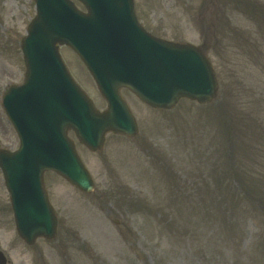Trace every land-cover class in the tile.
Masks as SVG:
<instances>
[{"label": "rangeland", "instance_id": "374dc122", "mask_svg": "<svg viewBox=\"0 0 264 264\" xmlns=\"http://www.w3.org/2000/svg\"><path fill=\"white\" fill-rule=\"evenodd\" d=\"M135 1L153 34L205 46L217 97L157 111L124 91L139 134H110L98 153L78 145L94 193L46 175L61 221L51 243L29 247L20 239L0 169V248L13 264H86L84 240L104 264H264V0ZM35 15L34 0H0V148L19 147L2 99L24 81L21 40ZM61 53L103 110L81 60L67 47ZM242 175L255 178L251 195L243 194Z\"/></svg>", "mask_w": 264, "mask_h": 264}, {"label": "water", "instance_id": "95a60500", "mask_svg": "<svg viewBox=\"0 0 264 264\" xmlns=\"http://www.w3.org/2000/svg\"><path fill=\"white\" fill-rule=\"evenodd\" d=\"M79 1L87 13L70 0H36L37 16L22 41L25 82L11 86L3 100L21 146L14 153L0 150V166L17 231L29 244L56 232L44 171L55 170L86 193L94 188L68 131L93 151L103 148L109 131L136 135L122 87L157 109L172 108L181 98L209 103L218 91L202 49L147 33L137 21L133 0ZM57 43L71 47L86 64L109 103L106 112L99 113L73 81Z\"/></svg>", "mask_w": 264, "mask_h": 264}, {"label": "flooded vegetation", "instance_id": "af4514ba", "mask_svg": "<svg viewBox=\"0 0 264 264\" xmlns=\"http://www.w3.org/2000/svg\"><path fill=\"white\" fill-rule=\"evenodd\" d=\"M59 225H60V219H59ZM84 244H85L84 251L87 260L86 264H104V257L103 259H101L102 255L100 249L97 246L92 245L88 240H84ZM61 264H66V262L64 261Z\"/></svg>", "mask_w": 264, "mask_h": 264}, {"label": "trees", "instance_id": "16d2710c", "mask_svg": "<svg viewBox=\"0 0 264 264\" xmlns=\"http://www.w3.org/2000/svg\"><path fill=\"white\" fill-rule=\"evenodd\" d=\"M238 167H239V165H238ZM240 171L241 170H239L237 173L239 174ZM254 180H255L254 177L248 178L247 176L242 175V179L240 180V183L243 185V187H246V191L247 192L243 193L245 196H248L249 194L251 195V193L249 192V190L247 189V187H249V185H251L252 183H254L255 182ZM234 182H235V179H234ZM243 194H242V196H243Z\"/></svg>", "mask_w": 264, "mask_h": 264}]
</instances>
